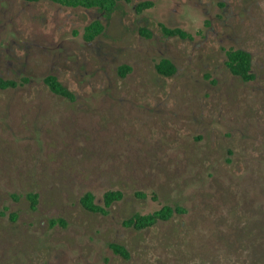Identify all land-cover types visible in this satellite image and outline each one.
Instances as JSON below:
<instances>
[{"label": "rangeland", "instance_id": "374dc122", "mask_svg": "<svg viewBox=\"0 0 264 264\" xmlns=\"http://www.w3.org/2000/svg\"><path fill=\"white\" fill-rule=\"evenodd\" d=\"M232 47L254 80L231 72ZM0 77L18 82L0 87V264H264V0H0ZM109 189L124 195L105 212L83 205Z\"/></svg>", "mask_w": 264, "mask_h": 264}, {"label": "trees", "instance_id": "16d2710c", "mask_svg": "<svg viewBox=\"0 0 264 264\" xmlns=\"http://www.w3.org/2000/svg\"><path fill=\"white\" fill-rule=\"evenodd\" d=\"M27 1H39V0H27ZM57 3H60L65 6H73V7H85V8H99L103 11H110L113 9L116 4L120 0H51ZM154 4L152 1H143L139 3L138 9H146L149 7H152ZM165 31L168 34L171 35H181L185 36L186 33L183 31V29L179 27L175 28H169L167 26L164 27ZM104 29V24L100 19H95L91 21L89 24L85 26L84 31V39L86 40H93L95 37H97ZM145 33L147 35H151V32L144 29ZM227 54V66L231 70L232 73L235 75H239L243 78L245 81H251L254 80L256 75L252 71V54L250 51L243 49V48H229L226 50ZM156 68L158 72L165 74L167 76L173 75L177 67L175 63L169 59V58H162L157 64ZM132 67L128 64H123L120 66V72L124 76L129 71H131ZM29 78H25V80H28ZM45 82L48 84L50 89L61 96L68 97L73 99L74 93L65 85L63 84L56 75L54 74H48L44 78ZM18 82L14 79H5L3 77H0V87L6 88L9 86H17ZM124 193L123 191L119 189H109L104 194V204L100 205L95 202V195L88 191L86 192L82 198L81 201L83 205L88 209L92 211H103L105 212L108 207H110L115 201L122 199ZM29 198L31 200V206L32 208H36L38 204V198L39 195L37 192H30ZM178 210L173 208L170 205H165L157 210H154L149 213H136L133 216L126 219L124 222L127 226H133L137 229H143L146 227H149L151 225H154L156 222L160 220H167L169 219L174 212ZM5 211L0 210V215H4ZM112 247L116 250V252L122 254L125 257L129 256L128 250L120 244H113Z\"/></svg>", "mask_w": 264, "mask_h": 264}]
</instances>
